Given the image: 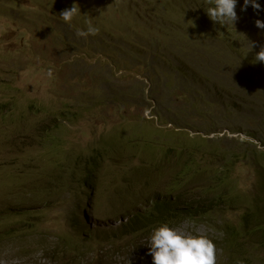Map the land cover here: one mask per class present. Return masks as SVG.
Here are the masks:
<instances>
[{"label":"rangeland","instance_id":"1","mask_svg":"<svg viewBox=\"0 0 264 264\" xmlns=\"http://www.w3.org/2000/svg\"><path fill=\"white\" fill-rule=\"evenodd\" d=\"M187 1L193 0H0V100L9 103L14 114L0 122V184L7 185L1 182L4 172L13 173L10 182L16 189L27 188L38 175L47 178L52 173V180L64 181L57 176L75 154L76 158L106 153L93 175L91 192L81 188L73 195L57 188L51 199L44 200L45 207L34 209L38 220L34 227L21 230L22 240L0 238V264H61L70 254L60 247L69 240L66 228L72 211L82 213L93 232H111L124 220L120 217L130 208L132 195L145 201L179 160L203 158L208 176H219L220 167L230 164L229 190L237 186L242 197L264 191V64L254 62L264 46V30L255 21H264V12L251 7L241 11L243 0H238L239 19L232 29L209 24L204 8ZM71 7H79L81 15L69 24L60 13ZM89 23L98 33L104 30L99 38L77 35ZM188 27L206 33V46L188 48L197 40L181 34ZM98 39L105 49L95 44ZM249 43L255 45L251 51ZM185 50L189 53L184 60ZM109 56L115 65H110ZM181 60L197 77L178 72ZM90 97L101 104L90 102ZM41 124L62 147H54L47 136L41 154L30 132ZM151 125L163 132L151 158L160 165L166 156L162 179L156 178L154 167L136 175L141 160H150L145 154L149 148L144 152L139 144L135 151H123L131 133L156 142L147 133ZM140 127L145 129L139 131ZM170 137L176 145L193 139L201 148L193 153L178 149L173 155L169 153L173 145L164 142ZM247 146L256 151L254 155L245 150ZM90 197L101 216L95 215L100 228L86 206ZM21 199L34 204L42 197L37 191L23 192ZM245 204L225 217L234 220ZM27 216L20 211L5 218L18 221ZM173 229L206 236L216 246V264L227 261L209 224L182 220ZM57 243L60 246L53 250ZM149 243L150 238L143 249H127L112 264H152ZM255 249L258 257L253 264H264V252Z\"/></svg>","mask_w":264,"mask_h":264},{"label":"trees","instance_id":"2","mask_svg":"<svg viewBox=\"0 0 264 264\" xmlns=\"http://www.w3.org/2000/svg\"><path fill=\"white\" fill-rule=\"evenodd\" d=\"M194 2L199 4L204 10L207 9V5H210L206 0H193L188 3ZM204 18L209 24L216 26V24L208 18L206 13L204 14ZM103 31L104 30H102L101 33ZM101 33H98L96 37L99 38V36L102 35ZM181 34L197 37V40L188 48L199 49L200 47L206 46V33H201L193 27H188L181 30ZM224 38L225 37H221V41H223ZM94 42L102 49L106 48V45L99 41V39L94 40ZM229 49L230 48H227V50ZM107 51L110 54L114 53V51L109 48ZM187 53H189L188 50L183 51L182 58L184 60ZM108 61H110V65H115L111 56H109ZM179 63L180 64L176 68L178 72L197 77L196 71L193 69L189 71L184 69L183 60ZM78 97L80 99L79 95ZM89 101L95 102V105L101 104L99 100H92V97L89 98ZM6 104L9 103H4L0 100V122L14 115L12 107L9 105L6 106ZM42 126L43 124L39 127L31 128L30 131L35 136L33 144L40 147L39 150L44 148L43 142L47 136H50L51 142L55 139L52 138V133H48V130L45 128L41 129ZM54 126L56 127L57 125ZM147 128H149L147 133L153 135L156 142L149 143L136 139L133 133H131L128 139H126L127 136L125 137L127 144L124 146L123 151H135L139 144L142 145L141 148L144 152L149 148V151H146L145 154L146 157L149 156L150 160H141L142 166L136 168V170H138L136 175L142 173L144 170H146L147 173L154 167V171L157 174L156 178L162 176V179L165 169L162 165L165 166L166 156L160 159L162 162L160 165L153 164V159L151 158H153L152 153H154V156L156 154L157 146L160 144L159 141L161 140L160 135L163 134V132L161 129H158L157 126L151 125ZM142 129L145 128H138L139 131ZM37 132H41L40 135H37ZM28 138L32 140L33 137ZM170 139L171 140L164 142H169L168 145L170 146L173 145L169 148V153L173 155L177 153L178 149L193 153L201 148V145L193 139H189L187 145H176L174 139L171 137ZM53 144L54 147L63 146L59 141H54ZM153 150L155 152H152ZM245 150H249L253 155L256 152L250 146L245 147ZM41 152V154L44 153L42 150ZM105 154L104 150L97 151L93 155L88 156L78 154L76 158L75 154L72 162L70 161L69 165L65 169H62L57 176L63 177L64 181L56 182L52 180V178H54L53 175H51L52 173L47 175V178L38 175L34 176L35 181L24 189H16L17 185L10 182L11 179L14 178L13 173L4 172L1 177V182L7 183V185L5 187L0 184V226H3V230L0 231V238L3 237V241L6 240V238H11L15 241L22 240L23 238H20L21 230L29 226L31 228L34 227V222L38 220L37 214L35 215L34 213V209L45 207L44 200L51 199V197L57 193V188L59 190L63 188L67 193L73 195L77 194L81 188L91 192L94 185L93 175L97 171L101 160L106 157ZM131 155H133V152ZM110 158H114V156H110ZM167 161L170 162L168 158ZM202 161L203 158L195 161L185 160L181 162V160H179V162H175L173 166L169 168L170 176L168 179L165 178L158 181L155 185L156 189L153 190L143 202H141L137 194L134 196L132 195V199L128 200V207L130 206V208L120 217L124 220L111 232H93V229L89 225L84 224L80 216L72 211L67 223L68 228H66L69 234V240L60 247V251H63V253L70 251V254H68L69 258L62 260L61 264H112L115 258L118 257L117 255L122 254L127 249H143V245L146 244L152 232L159 226L167 224L173 229L175 224L182 220H199L202 223L209 224V228H212L217 234L214 241L218 249L226 255L227 261L223 264H253L258 257L253 253L256 250L255 247L257 246L264 252V191L263 189L260 190L254 197L251 196V194H249L248 197H242L237 186L231 190L227 188L226 180L232 169L230 164L229 166L224 164V167H220L219 176H216L214 173V176H208L207 164H202ZM37 168L38 167L33 170L37 171ZM134 169L135 168H132L131 170ZM228 181L230 183L233 182L231 177L228 178ZM130 186L132 189L135 187L132 185ZM34 191H37V194H39L42 199L34 204H23L21 199L23 192L27 194ZM248 198L253 203H249L247 201ZM137 201L140 203V208L137 206ZM125 202L126 201H123L122 204H125ZM246 202L245 211L238 215L237 218L231 221L225 217L226 212L236 209L239 204L242 208V204ZM87 205L88 208L92 210L90 213L94 217V224L97 228H100L98 225L100 223H98V219L95 218V215L98 218H101V216L97 209H94V203L91 197ZM20 211L27 213L28 216L18 221L5 218L18 214ZM96 222L98 224H96ZM101 226H103V223H101ZM83 229L91 231L93 235L88 237L85 234L86 231ZM121 238L124 241L123 243H120ZM59 244L60 243L53 244L54 248L52 249H57V247L60 246ZM94 250H97L95 254L93 253ZM260 262L261 259L259 257L258 263ZM57 264L59 263L57 262Z\"/></svg>","mask_w":264,"mask_h":264},{"label":"clouds","instance_id":"3","mask_svg":"<svg viewBox=\"0 0 264 264\" xmlns=\"http://www.w3.org/2000/svg\"><path fill=\"white\" fill-rule=\"evenodd\" d=\"M237 3L238 0H210V6L205 11L213 23L221 26L230 25L234 29L239 19L236 12ZM248 7L257 13L264 12V0H243L240 10L247 11ZM77 15H81L79 7H71L60 13L63 21L69 24ZM191 26H194L192 21ZM255 26L264 30V21L257 19ZM98 32L99 29L89 23L86 30L79 31L77 35L95 36ZM254 46L249 43V51ZM254 62L264 64V46H261L260 50L255 53ZM88 203H86L87 207ZM88 211L90 213L92 210L88 208ZM79 216L84 224L89 225L82 213ZM148 254L152 257V264H216V246L210 239L206 236L183 235L167 224L159 226L152 232Z\"/></svg>","mask_w":264,"mask_h":264}]
</instances>
